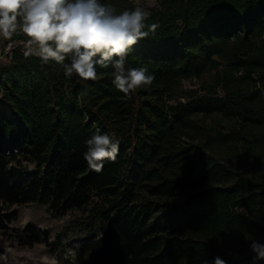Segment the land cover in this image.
<instances>
[{"label": "trees", "instance_id": "trees-1", "mask_svg": "<svg viewBox=\"0 0 264 264\" xmlns=\"http://www.w3.org/2000/svg\"><path fill=\"white\" fill-rule=\"evenodd\" d=\"M151 1L158 28L126 60L150 86L125 95L112 68L66 78L21 48L0 67V232L18 207L42 205L89 214L75 264H252V240L264 243V0ZM26 40L18 29L8 42ZM192 80L206 94L183 102ZM95 134L119 141L100 172L83 157ZM14 232L30 247L47 236Z\"/></svg>", "mask_w": 264, "mask_h": 264}, {"label": "clouds", "instance_id": "clouds-1", "mask_svg": "<svg viewBox=\"0 0 264 264\" xmlns=\"http://www.w3.org/2000/svg\"><path fill=\"white\" fill-rule=\"evenodd\" d=\"M149 16L140 7L118 14L114 5L100 0H0V36L19 29L27 37L25 55L61 64L66 78L95 81L97 67L112 68L113 85L129 95L155 79L147 67L126 68L130 50L158 28L146 24ZM86 144L83 157L96 172L119 153V141L109 134H95ZM250 251L252 264L264 261V243L252 240ZM213 264L227 262L216 256Z\"/></svg>", "mask_w": 264, "mask_h": 264}, {"label": "rangeland", "instance_id": "rangeland-1", "mask_svg": "<svg viewBox=\"0 0 264 264\" xmlns=\"http://www.w3.org/2000/svg\"><path fill=\"white\" fill-rule=\"evenodd\" d=\"M137 7L145 11L157 7L151 0H135ZM12 36H0V44L10 41ZM8 66V61H1L0 67ZM180 100L206 94L203 83L198 80L184 82ZM30 170L34 166H29ZM29 225L37 227L47 236L33 246H22L15 241L16 230H23ZM93 226L88 213L72 211L65 216L53 215L47 206L28 204L18 207V217L4 232H0V264H75L77 248L92 233Z\"/></svg>", "mask_w": 264, "mask_h": 264}, {"label": "built area", "instance_id": "built-area-1", "mask_svg": "<svg viewBox=\"0 0 264 264\" xmlns=\"http://www.w3.org/2000/svg\"><path fill=\"white\" fill-rule=\"evenodd\" d=\"M24 45H25V42H20V43L8 42L5 44H0V62L9 61L11 58L12 52L16 48H21L23 51L26 50Z\"/></svg>", "mask_w": 264, "mask_h": 264}]
</instances>
